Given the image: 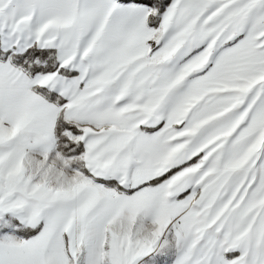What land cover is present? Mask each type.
Masks as SVG:
<instances>
[{"label":"snow or ice","instance_id":"snow-or-ice-1","mask_svg":"<svg viewBox=\"0 0 264 264\" xmlns=\"http://www.w3.org/2000/svg\"><path fill=\"white\" fill-rule=\"evenodd\" d=\"M0 264H264V0H0Z\"/></svg>","mask_w":264,"mask_h":264}]
</instances>
